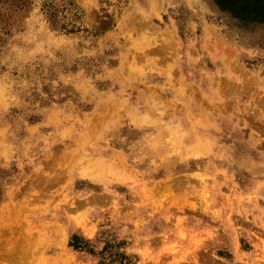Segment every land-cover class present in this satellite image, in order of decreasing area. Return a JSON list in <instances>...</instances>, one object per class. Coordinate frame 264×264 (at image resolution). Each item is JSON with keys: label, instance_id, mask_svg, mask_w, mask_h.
I'll use <instances>...</instances> for the list:
<instances>
[{"label": "rangeland", "instance_id": "1", "mask_svg": "<svg viewBox=\"0 0 264 264\" xmlns=\"http://www.w3.org/2000/svg\"><path fill=\"white\" fill-rule=\"evenodd\" d=\"M0 264H264V0H0Z\"/></svg>", "mask_w": 264, "mask_h": 264}, {"label": "bare ground", "instance_id": "2", "mask_svg": "<svg viewBox=\"0 0 264 264\" xmlns=\"http://www.w3.org/2000/svg\"><path fill=\"white\" fill-rule=\"evenodd\" d=\"M187 147V146H186ZM198 152L196 150H192L191 154L194 155V154H197Z\"/></svg>", "mask_w": 264, "mask_h": 264}]
</instances>
